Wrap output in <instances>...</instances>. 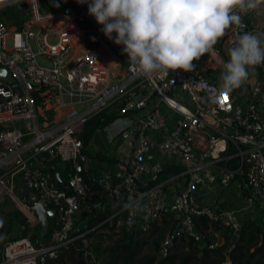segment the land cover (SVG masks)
<instances>
[{"label": "built area", "instance_id": "built-area-1", "mask_svg": "<svg viewBox=\"0 0 264 264\" xmlns=\"http://www.w3.org/2000/svg\"><path fill=\"white\" fill-rule=\"evenodd\" d=\"M60 1L67 7L70 0ZM73 1L79 14L49 13L39 0V9L35 0H0V67L13 77L12 83L0 80V206L8 202L20 212L22 230L20 237L4 243L0 264H44L45 257L67 247L77 238L76 214L92 210L95 185L116 208L100 225L117 216L115 227L145 232L166 214L175 221L171 236L185 235L201 244L205 234L194 216H206L234 233L241 223L233 210L220 204L195 205L192 192L197 188L213 183L226 187L239 177L264 213V63L261 79L252 73L244 83L248 97L242 103L231 93L225 101L214 76L194 66L188 72L147 77L128 62L122 46L104 36L88 5ZM8 6L22 13L23 22L14 28L2 15ZM78 16L98 31L95 46H89L75 25ZM242 32L264 34V0L241 13L240 25L226 30L214 52L205 54L203 65L218 64L217 53L225 60ZM64 92L81 95L86 104L79 108L64 103ZM116 103L120 108L102 131L112 139L123 135L128 149L115 159L116 182L110 186L89 173V156L79 134L90 117ZM150 152L174 158L180 171L161 178L162 166L145 159ZM30 153L42 163L58 161L64 187H58L54 172L28 165ZM18 172L32 198L14 191ZM181 177L183 187L171 188ZM129 201L139 202L141 210L135 215L123 207ZM38 203L55 212L56 223L46 240L34 235Z\"/></svg>", "mask_w": 264, "mask_h": 264}, {"label": "clouds", "instance_id": "clouds-1", "mask_svg": "<svg viewBox=\"0 0 264 264\" xmlns=\"http://www.w3.org/2000/svg\"><path fill=\"white\" fill-rule=\"evenodd\" d=\"M88 5L104 36L122 46L128 62L138 73L191 71L193 62L214 47L241 13L257 8L260 0H76ZM35 5L39 9L38 5ZM113 34H115L113 38ZM221 66L220 96L229 95L249 80L255 66L264 63V34L242 32L236 36ZM131 215L140 211L139 202L124 204Z\"/></svg>", "mask_w": 264, "mask_h": 264}, {"label": "trees", "instance_id": "trees-1", "mask_svg": "<svg viewBox=\"0 0 264 264\" xmlns=\"http://www.w3.org/2000/svg\"><path fill=\"white\" fill-rule=\"evenodd\" d=\"M63 10H66L65 6ZM91 46L95 45L91 44ZM204 59L205 55L194 61L193 66L198 69L202 68ZM227 59L228 56L225 61ZM221 71V66L215 68L214 79L218 82ZM252 73L260 79L263 73L261 64L255 66ZM231 94L236 102L242 103L246 95L245 85L233 90ZM116 114L117 112L105 113L103 110L90 117L84 124L83 143L87 144L92 134L106 125ZM174 169L175 173L180 171L179 167ZM59 182L58 180V187L62 188ZM114 210L112 208L101 210L88 220V227L99 224ZM262 218L261 214L256 219L248 218L243 221L229 251H227V246L232 231L227 227L210 222L203 215L194 216L197 228L205 234L203 244L185 235L171 236L175 221L170 215H162L145 232L130 231L123 225L115 227V219L107 220L101 224V228L107 227L116 232L113 231L114 233L110 235L101 234L99 240L93 243L84 242V236L77 237L67 247L61 248L54 257H45L44 264H95V261L100 259L103 260L102 264H264V222ZM38 228L39 225L36 229ZM36 229L34 235L38 236ZM213 231L221 233L225 239L224 243L215 244L211 236ZM167 236L170 245L164 250L163 246Z\"/></svg>", "mask_w": 264, "mask_h": 264}, {"label": "crops", "instance_id": "crops-1", "mask_svg": "<svg viewBox=\"0 0 264 264\" xmlns=\"http://www.w3.org/2000/svg\"><path fill=\"white\" fill-rule=\"evenodd\" d=\"M261 80L264 81V79H261ZM246 93H247V88H246ZM66 94L67 96L69 95L68 92H64L62 96V99L65 101L64 103L69 104V105L76 104L77 107L79 108L83 107L86 104V102H84L85 101L84 99L77 100V99H74L73 96L72 98L68 99L66 97ZM247 97L248 96L246 94L245 98ZM50 113L52 114L53 111H50ZM95 132L92 134L85 148V152L89 156L88 171L93 177L104 179L108 182L110 186H113L116 182V173H115L116 170H115V164H114L115 159L118 154L124 151H127L128 149L127 140L123 135H119L112 139L108 136V134L105 133L108 136V138L106 139L112 145V146L109 145V149L106 150L104 149V145L100 141L98 140L95 141L96 139ZM145 159L149 163H158L162 166L161 178H166V177L176 174L174 168L179 167L174 158L164 156L157 152L148 153L145 156ZM26 161L28 165L30 166L40 165L41 167L49 169L50 171L54 172V174L56 175V178H57V175H59L61 179L59 183L61 184V187H64L65 174L62 170L61 164L58 161L42 163L41 161L38 160L37 155L31 154V153L27 155ZM14 182H15L14 191L17 194L25 196L27 198H32L34 196L33 193L25 186L20 172H18L15 175ZM57 182H58V178H57ZM183 183L184 181L182 177L180 179L175 178L173 181V186L171 188H173L174 190H178L181 187H183ZM92 190H93V201L91 205L92 210L90 211L89 214H84L85 219H83L84 221H87V222L90 218L94 217L98 212H100L101 210L105 208L116 209L114 206H112L109 203L107 194H105V192H103V190L100 187L95 185L93 186ZM192 202L195 205H208V206H214V205L220 204L226 207L227 209L233 210L236 214V218L239 221V223H242L248 218L256 219L262 213L261 212L260 214H258V208L260 207L258 206L256 202H254L250 198L249 193L242 187L241 179L239 177L234 179L231 182V184L226 187H222L221 185H219V183H213L211 185H208L205 188H201V189L197 188L193 190ZM10 209H12V207L10 206L8 202L0 206V253H1V249H2L1 246H2V242L4 238L1 233L3 229V225L1 224L5 222L4 219L6 220L8 219L6 218V215ZM262 215H263L262 219L264 222V213H262ZM76 216H75V222L78 219ZM114 219H115V223L120 222L119 217L116 216ZM55 223H56L55 215H51V214L48 215L47 229L44 233L41 232L40 224H39L38 235L46 240L49 237L50 230L55 225ZM79 224H81V222ZM116 227H119V225L118 226L116 225ZM4 232L7 233L6 231ZM237 235H238V232L236 233L232 232L231 239L228 242L229 245L227 246L228 248L227 251H229V249H231V247L233 246V243L235 242ZM211 236L215 244L216 243L222 244L223 236L221 235L219 231H213Z\"/></svg>", "mask_w": 264, "mask_h": 264}, {"label": "rangeland", "instance_id": "rangeland-1", "mask_svg": "<svg viewBox=\"0 0 264 264\" xmlns=\"http://www.w3.org/2000/svg\"><path fill=\"white\" fill-rule=\"evenodd\" d=\"M43 0H39V4L40 6H42V9L45 11L50 12H60V13H64L63 11H65L66 13H69L67 10H71V12H76L77 14H79L80 10L77 7V4L73 1L70 0L68 2V6L66 7V10H63V6L60 0H51L49 4L47 5H42ZM2 15L6 17V20L9 24V26L11 28H14L15 24H21L23 22V17H22V13L20 10H17L14 6H8L5 9L2 10ZM75 25H77V27L79 28V30H81L82 32V37L84 36L85 41L89 43V46H91V44L96 45L95 41H97V37L99 36L98 31L95 30L94 28V24L91 21H88L86 19H80L78 16V19H76L75 21ZM94 38V39H93ZM55 35H50V42L53 43L55 42ZM30 44L32 46L35 45L34 41H30ZM219 64H211L208 63L207 65H203V67L201 68V70L203 72H208L211 73V75H215V68L219 67ZM255 80H259V77H256ZM66 97L72 98L71 95L66 94ZM74 99L80 100L83 97L81 95H73ZM120 108V104L116 103L111 105L109 108H107L106 110H104L105 113H116L118 111V109ZM96 115V114H95ZM103 127H100L97 129V131L95 132L96 134V139L95 141H100L103 145H104V149H109V145H111V143L108 142V140L106 138H108V136L106 135L107 133L104 131H100L102 130ZM84 133H85V126H83L82 131L79 134V137L82 139L84 138ZM102 135H101V134ZM106 133V134H105ZM100 134V135H99ZM100 136V137H99ZM115 142V141H114ZM115 145V144H114ZM86 148V144H84V150ZM263 213L261 208H258V214ZM261 213V214H262ZM85 213H78L77 214V221L74 222L75 223V227L73 230V236H77V237H82L83 241L86 243H93L94 241L99 240L100 235H110L116 231H112L111 229L107 228V227H103L100 224H94L93 227H88V223L87 221H84L83 219H85ZM260 214V216H261ZM90 217V216H89ZM259 217V216H258ZM257 217V218H258ZM6 218H8L7 220H5L4 223H2L1 225H3V229H2V236L3 238V242H2V246L4 245V243H6L7 241L13 240L18 238L21 234H22V230L19 228L20 226V219H21V215L20 212L17 211L15 208H12L9 210V212L6 215ZM255 219V218H254ZM81 222V224H79ZM77 226V227H76ZM4 231H6L7 233H5ZM37 229H36V233H37ZM4 232V233H3ZM223 233V232H222ZM89 234V235H88ZM223 242L225 241V239L222 237ZM231 239V236L229 238V240ZM169 242L168 239H166V242ZM165 242V243H166ZM104 242L102 241V244ZM165 245V244H164ZM229 245V244H228ZM165 250V249H164ZM163 253H165V251H163ZM103 260H96L95 264H102ZM229 262V261H227Z\"/></svg>", "mask_w": 264, "mask_h": 264}, {"label": "water", "instance_id": "water-1", "mask_svg": "<svg viewBox=\"0 0 264 264\" xmlns=\"http://www.w3.org/2000/svg\"><path fill=\"white\" fill-rule=\"evenodd\" d=\"M23 7H27L26 3H22L21 4ZM68 12H71V10H67ZM112 56L115 58V55L112 53ZM0 80L6 81L8 83H12L13 82V77L9 74V72L3 68L0 67ZM58 180L60 181V176L57 175ZM36 215L39 219V224H40V230L41 232H45L47 229V217L48 215H55V212L53 209L46 207L45 205H43L42 203H38L35 208H34ZM170 245V242H166L165 245L163 246V249H166L167 246ZM165 255V253H164ZM229 264V263H226Z\"/></svg>", "mask_w": 264, "mask_h": 264}, {"label": "snow or ice", "instance_id": "snow-or-ice-1", "mask_svg": "<svg viewBox=\"0 0 264 264\" xmlns=\"http://www.w3.org/2000/svg\"><path fill=\"white\" fill-rule=\"evenodd\" d=\"M223 99H224L225 101H227V99H228L227 95H224V96H223Z\"/></svg>", "mask_w": 264, "mask_h": 264}]
</instances>
